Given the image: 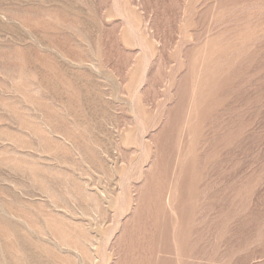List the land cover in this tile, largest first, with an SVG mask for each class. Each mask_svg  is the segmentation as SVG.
<instances>
[{
  "label": "rangeland",
  "instance_id": "rangeland-1",
  "mask_svg": "<svg viewBox=\"0 0 264 264\" xmlns=\"http://www.w3.org/2000/svg\"><path fill=\"white\" fill-rule=\"evenodd\" d=\"M0 264H264V0H0Z\"/></svg>",
  "mask_w": 264,
  "mask_h": 264
}]
</instances>
